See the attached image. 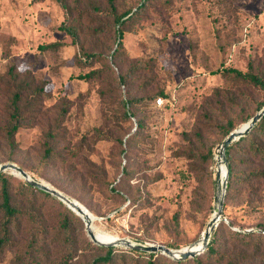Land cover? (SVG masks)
I'll list each match as a JSON object with an SVG mask.
<instances>
[{"label": "rangeland", "instance_id": "374dc122", "mask_svg": "<svg viewBox=\"0 0 264 264\" xmlns=\"http://www.w3.org/2000/svg\"><path fill=\"white\" fill-rule=\"evenodd\" d=\"M98 1L102 5L106 3L105 0ZM117 1L123 10H127L141 0ZM169 4L155 0L145 17L133 26L136 31L125 33L123 67H116L120 73L132 71L133 65L140 61L149 62V73L133 74L137 79L133 90L141 94L165 88L166 102L163 105L146 103L142 115L150 116L146 121L147 135L129 156L121 153L117 137H127L124 135L132 126L130 123L123 126L121 133L113 131L111 139L97 141L89 158L93 164L106 168L108 186L106 190L90 193L82 189L78 181L72 180L65 165H41L42 141L45 127L57 116L61 103L66 100H71L74 105L63 124L68 138L61 139L64 146L70 143V139H76L95 127L115 130L112 122L106 121L98 91L102 83L83 78L89 69L77 63L80 47L62 27L65 10L59 2L0 0V126L5 123L4 88L12 64L46 80L47 90L52 93L41 117L30 121L17 133L16 150L6 143L0 129V164L23 166L35 179L79 201L93 216L92 229L101 241L125 238L134 243L168 247L179 244L177 249H182L201 238L217 208V174L224 164L217 151L227 138H223L222 129L207 128V121L203 119L206 100L214 89H225L230 84L231 77L225 73L227 68L243 72L252 68L253 72L264 77V0H170ZM74 21L81 31L78 42L85 50L109 54L115 47V33L107 25H98L96 21L91 23L85 15H75ZM50 42H61L63 46L46 51L40 48ZM5 48L10 49V55H6ZM98 66L100 63L95 65ZM146 81L149 85L143 87ZM247 92L248 100L241 105L244 110L236 107L229 111L235 122L240 123L236 129L247 123L241 121L248 114H257L259 104L264 102V90L252 87ZM219 109V104H215L212 110ZM213 115L218 114L213 112ZM199 122V128L204 129L200 135L196 133L197 129L194 130ZM134 125L133 131L136 129ZM209 148H213L214 157L207 166L195 159V155L199 150ZM125 166L134 171L133 179L126 186L133 191L141 187L145 199L132 203L128 187L124 185L119 189L124 190L127 200L110 190L120 180ZM6 172L24 179L10 170ZM221 178L224 177L221 175ZM235 188L224 207L225 219L219 225L223 222L235 231H260V224H264V182L258 192L252 185L240 182ZM52 203V199L46 202L51 209L45 210L46 220L55 227ZM73 212L78 216H71L78 249L69 257V247L61 238L53 236L54 232L43 241L46 253L36 252L38 264H90L105 253L85 245L87 238L91 240L86 223L82 216ZM115 247L131 249L123 245ZM19 254L15 249L7 250L0 256V264H13ZM157 254L170 257L161 252ZM138 259L137 263L128 257L129 264H146L144 257Z\"/></svg>", "mask_w": 264, "mask_h": 264}, {"label": "trees", "instance_id": "16d2710c", "mask_svg": "<svg viewBox=\"0 0 264 264\" xmlns=\"http://www.w3.org/2000/svg\"><path fill=\"white\" fill-rule=\"evenodd\" d=\"M56 1L65 10L63 29L71 35L73 43L80 47V56L76 55L77 63L89 69L83 78L90 82L102 83L98 87V91L104 106L106 121L112 122L116 129L105 131L95 127L76 139H70V143L64 146L61 139L68 140V138L67 130H64L66 127L63 124L74 104L71 100L63 101L57 116L51 119L50 124L45 127L40 163L43 167L65 165L68 175L72 177L73 181H78L82 189H87L90 193H97L106 190L108 174L104 166L93 164L89 158L93 146L101 139L114 137L113 131L116 134L121 133L123 126L130 123L132 126L124 135L127 137L125 139L117 137L121 153H127L129 156L132 151L136 150V145L144 142L147 135L145 132L147 130L146 121L150 119V116L142 115V110L147 108L145 107L146 103H157L158 98L168 96L165 88L155 93L144 91L141 94L133 90L137 81L133 78V74L140 71L149 73L151 71L149 62L140 61L134 64L132 71L120 73L116 71L117 66L120 69L123 67L125 33L136 31L133 26L145 17L155 0H141L138 5L127 10H123L117 0H105V5H102L98 0ZM158 1L170 5V0ZM75 15L76 17L85 15L91 23L96 21L98 25H107L109 30L111 29L115 33V47L109 54L85 50L79 44L81 31L79 24L74 21ZM99 27L97 30L101 32L104 26L101 29H98ZM61 46H63L61 42H50L40 48L46 51ZM5 53L10 55V49L5 48ZM97 63H100V66L95 67ZM225 73L231 77L230 84L225 89H214L212 95L206 100L203 114V119L207 121V128L215 126L222 129L223 138L228 137L240 124L235 122L229 111L236 107H241V110H244L241 105L248 100V89L255 87L264 90V77L253 72L252 68L248 72L227 68ZM6 76L8 80L4 88L6 104L3 113L5 123L0 126V129L5 136L6 143L11 149L16 150L18 146L16 144L17 133L30 121L38 119L43 112L45 103L52 98V93L47 90L46 80L20 70L15 63L9 67ZM144 85L148 86V81L143 84V87ZM215 104L220 106L218 111L212 110ZM263 107L264 102L259 104L257 110H261ZM213 112H217L218 115L214 117ZM109 113H111L110 116ZM255 115L254 113L248 114L241 123L248 122ZM220 116L222 117L220 118ZM134 124H136V129L133 131ZM200 125L201 122L194 128V130L197 129L198 135L204 130L199 128ZM199 151L195 155V159H199L209 166L214 157L213 148ZM13 155L10 156V160L13 159ZM226 156L229 164V178L224 207L227 206V200L231 198L239 182L242 185H252L256 192L261 190L264 182V116L247 135L232 142L226 150ZM21 167L26 170L25 167ZM133 172L132 168L124 167L120 180L110 188L113 194L127 200L124 197V190L119 187L123 185L128 187L126 185H129L133 179ZM152 182L154 180L149 183ZM127 191L130 193L132 203L138 199L146 198L141 193V187L135 191L128 187ZM48 199H52L54 202L52 205H54L56 216L55 227L50 226L46 220L45 210L51 211L50 206L48 207L46 204ZM72 215L78 218L72 209L51 193L32 185L27 180L17 178L9 172L0 173V256L9 249L17 250L20 254L13 264H38L36 252L41 250L42 254L46 253L43 241L54 232L56 234L53 236L61 238L69 247L67 250L70 257V253L79 247L78 238L75 236L71 224ZM259 227L262 231H235L222 222L215 229L207 249L202 254L182 261L136 249L119 250L115 246H101L89 238L85 240V245L105 251L90 264H116L117 261L129 264L128 257H132V260L137 263L139 262L138 258L144 257L143 261H146V264H264V224H260ZM169 246L180 248L179 244H170Z\"/></svg>", "mask_w": 264, "mask_h": 264}, {"label": "water", "instance_id": "95a60500", "mask_svg": "<svg viewBox=\"0 0 264 264\" xmlns=\"http://www.w3.org/2000/svg\"><path fill=\"white\" fill-rule=\"evenodd\" d=\"M263 116H264V107L247 123L242 125L239 129H236L233 132H231L228 135V137L219 146L217 153H218V156L220 157V161L223 162L226 167V173L223 179L221 178L220 171L217 174L218 176V192H217V197H216L217 208L209 222L208 227L206 228L205 232L203 233V235L198 241L182 249H174V248L168 247L163 244L156 245V244L134 243L133 241L129 239H125V238H122V239L118 238L117 241L104 242V241L99 240L96 237L94 230L92 229V222L86 221L85 218L83 217L86 223L87 232L91 240L97 244L105 245V246L123 245L127 248L145 251L149 253L161 252L163 254H166L180 261L186 260L191 257H196L197 255H199L201 252H203L208 247L211 241L213 232L215 231L216 227L219 225V223L222 220L225 219L223 213H224V203H225V196H226V190H227V184H228V178H229V164H228V159L226 156V150L232 144V142L236 141L242 136L247 135ZM8 170H10L13 174L17 176L24 178L25 180L30 182L32 185L56 196L61 201H63L65 204H67L68 207H70L73 211H75L78 215L81 216L83 210L80 207L79 201L70 198L69 196H67L66 194L58 190L57 188L53 187L52 185L35 179L28 171L24 170L21 166H19L16 163L0 164V173L6 172ZM95 219H97L96 216H95ZM199 242H202V244L200 247L196 248V245Z\"/></svg>", "mask_w": 264, "mask_h": 264}, {"label": "bare ground", "instance_id": "6f19581e", "mask_svg": "<svg viewBox=\"0 0 264 264\" xmlns=\"http://www.w3.org/2000/svg\"><path fill=\"white\" fill-rule=\"evenodd\" d=\"M220 172H221L222 177H224V176H225V173H226V167H225L224 164L221 165V171H220ZM79 203H80V202H79ZM80 207H81L82 210H83V212H82V214H81L82 218L84 217L86 221L91 222L94 218H93V216L90 214V212L88 211V209L85 208V207L82 206V205H80ZM112 240H113V239H112ZM104 242H105V241H104ZM201 244H202V242L197 243L196 248L200 247Z\"/></svg>", "mask_w": 264, "mask_h": 264}, {"label": "built area", "instance_id": "2783aa9c", "mask_svg": "<svg viewBox=\"0 0 264 264\" xmlns=\"http://www.w3.org/2000/svg\"><path fill=\"white\" fill-rule=\"evenodd\" d=\"M165 102H166V98L160 97L157 99L158 105H163V104H165Z\"/></svg>", "mask_w": 264, "mask_h": 264}]
</instances>
